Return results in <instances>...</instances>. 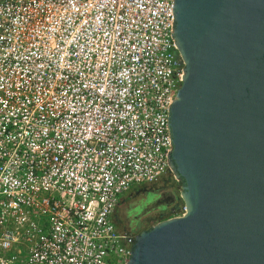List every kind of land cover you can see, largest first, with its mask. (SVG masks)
I'll list each match as a JSON object with an SVG mask.
<instances>
[{
  "label": "built area",
  "instance_id": "2783aa9c",
  "mask_svg": "<svg viewBox=\"0 0 264 264\" xmlns=\"http://www.w3.org/2000/svg\"><path fill=\"white\" fill-rule=\"evenodd\" d=\"M173 0H0V264H125L117 197L172 149Z\"/></svg>",
  "mask_w": 264,
  "mask_h": 264
},
{
  "label": "water",
  "instance_id": "95a60500",
  "mask_svg": "<svg viewBox=\"0 0 264 264\" xmlns=\"http://www.w3.org/2000/svg\"><path fill=\"white\" fill-rule=\"evenodd\" d=\"M172 37L182 212L138 232L125 264H264V0H173Z\"/></svg>",
  "mask_w": 264,
  "mask_h": 264
},
{
  "label": "flooded vegetation",
  "instance_id": "af4514ba",
  "mask_svg": "<svg viewBox=\"0 0 264 264\" xmlns=\"http://www.w3.org/2000/svg\"><path fill=\"white\" fill-rule=\"evenodd\" d=\"M179 181L166 168L151 182L131 185L117 197L110 212L115 231L121 236H134L155 222L180 214Z\"/></svg>",
  "mask_w": 264,
  "mask_h": 264
}]
</instances>
